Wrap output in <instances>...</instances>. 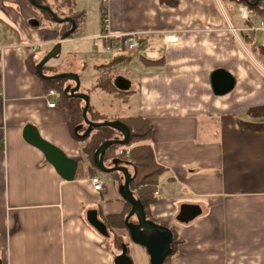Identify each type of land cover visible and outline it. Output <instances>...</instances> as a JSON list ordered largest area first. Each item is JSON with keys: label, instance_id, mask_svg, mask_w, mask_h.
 I'll use <instances>...</instances> for the list:
<instances>
[{"label": "crops", "instance_id": "obj_1", "mask_svg": "<svg viewBox=\"0 0 264 264\" xmlns=\"http://www.w3.org/2000/svg\"><path fill=\"white\" fill-rule=\"evenodd\" d=\"M68 2L77 26L60 40V23H40L25 0H0L1 264H114L121 251L115 236L133 264H149L126 228L106 226L103 235L89 222L91 211L104 223L126 205L120 177L98 168L90 173L84 142L72 135L59 95H49L27 66L28 56L41 59L57 42L61 49L66 44L63 57L45 65L79 78L91 67L92 88L80 80V91L94 111L110 120L140 116L152 125L149 145L165 170L150 213L180 239L170 263L264 264V134L237 123L250 108L264 106V72L228 29L223 6L215 0H108L112 31L142 33L136 50L113 56L92 46L100 31V0H65L55 12L69 16ZM85 44L91 55L81 58ZM112 61L115 91L108 92L97 86V66ZM219 68L235 84L215 95L210 75ZM26 126L77 161L72 179L62 178L26 141ZM92 174L102 190L92 189ZM129 214L128 221H135Z\"/></svg>", "mask_w": 264, "mask_h": 264}, {"label": "trees", "instance_id": "obj_2", "mask_svg": "<svg viewBox=\"0 0 264 264\" xmlns=\"http://www.w3.org/2000/svg\"><path fill=\"white\" fill-rule=\"evenodd\" d=\"M31 7H33L38 12L39 22L41 23L42 19L48 22L56 23L51 15L40 6H34L31 4L30 0H25ZM65 0H36L39 5H47L50 9L53 10V13L58 17H64L55 12V7L60 6V4H65ZM67 1V0H66ZM239 3L246 4L256 11L259 9V3L261 0H235ZM163 2V0H162ZM69 17H71L76 26H77V17L75 12L73 13L72 4L68 2ZM62 30L60 35L70 28L69 22L60 23ZM75 26V29H76ZM74 29V30H75ZM70 36V35H69ZM68 36V37H69ZM253 50L264 58V44L254 45ZM116 58L115 60H120ZM40 59L33 58L28 56L26 63L28 68L32 72H36V64ZM114 60V61H115ZM112 61L109 65L110 66ZM152 61V60H150ZM104 66V65H100ZM97 66V67H100ZM101 68V67H100ZM98 68V69H100ZM42 71L46 75L55 74L57 70L52 66L44 65ZM44 82L45 89L52 90L59 95V104L65 107L68 111V126L69 129L77 141L84 142L83 153L89 162V171L94 173L97 169L96 163L94 161V153L99 145L109 139L120 140L123 138V133L120 129L111 126H100L96 128H91L88 130V126L84 123L82 117V108L83 101L75 96L69 94V91L66 90V87L71 86L70 83L73 81L67 78H42ZM97 86L106 90L108 92H114L113 85L110 81V78L106 77L105 74L99 76ZM72 87V86H71ZM79 92H81L79 90ZM252 118H264V106L252 107L249 109V113ZM87 117L94 122H102L105 120H110L94 111L89 105L87 109ZM124 123L129 129V138L126 144L122 145L119 143H113L108 145L103 152V162L112 167L114 165H123L128 168L131 173L132 179L129 183V189L133 197L138 201L140 206L143 208L145 216L148 220H153L150 213V206L156 200V188L158 185V178L164 172V167L158 164L155 160L152 147L149 145L151 140L152 125L140 116H132L125 119H116ZM238 126L246 131L264 134V119L263 120H242L238 119ZM128 151H126V149ZM121 152H120V151ZM112 174L115 178L120 177L119 184L123 183L124 177L119 171H112ZM93 175V174H92ZM126 210L120 214L106 215L104 217V224L107 227H120L126 228V218L128 212L131 209V204L125 200ZM155 222V221H154ZM180 239L175 233H173V241L171 244L172 252L165 258L163 264H171L170 257L175 251L176 245L179 243ZM123 244L119 236L114 237V246L121 250V245Z\"/></svg>", "mask_w": 264, "mask_h": 264}, {"label": "water", "instance_id": "obj_3", "mask_svg": "<svg viewBox=\"0 0 264 264\" xmlns=\"http://www.w3.org/2000/svg\"><path fill=\"white\" fill-rule=\"evenodd\" d=\"M245 1V0H243ZM34 6H40L46 10L53 20L58 23L69 22L70 28L63 32L60 36V40L67 38L75 29V22L69 16L58 17L52 9L47 5H39L36 0H30ZM60 49V43L57 42L53 48L44 54L36 64V73L41 78H67L74 82V85L66 87L69 94L80 98L83 101L82 117L84 123L88 126V130L100 126H111L120 129L123 133V138L120 140H105L94 153V161L96 166L102 172L119 171L122 173L124 180L119 184V190L122 193L124 200L131 204L130 214L134 215L135 221H128L126 218V226L130 239L145 248L149 256V264H163L165 258L172 252L171 244L173 241V232L167 226L148 220L145 216L143 208L138 201L133 197L129 183L132 179L131 173L127 167L123 165H114L112 167L105 165L103 162L104 149L113 143L126 144L129 138L128 127L119 120H105L102 122L91 121L87 117V109L89 106V97L85 93L79 92L80 79L74 72H61L52 75H46L43 73V66L53 57H55ZM210 83L215 95H222L231 91L235 84L233 75L224 69H215L211 72ZM24 138L28 143L38 148L44 155L45 159L54 166L60 176L66 180L72 179L75 174L77 161L65 155V153L55 145L41 138L36 129L31 126H26L24 129ZM89 222L103 235H107L106 225L100 220L96 219L95 211H91L88 214ZM1 264V260H0ZM114 264H133L132 259L128 255V249L123 243L121 245V251L114 257Z\"/></svg>", "mask_w": 264, "mask_h": 264}, {"label": "built area", "instance_id": "obj_4", "mask_svg": "<svg viewBox=\"0 0 264 264\" xmlns=\"http://www.w3.org/2000/svg\"><path fill=\"white\" fill-rule=\"evenodd\" d=\"M258 6L259 9L256 11L246 4L239 3V16L245 22V25L235 27L231 22H228V29L239 41L240 36L243 35V40L252 44L255 35L264 32V0H261ZM141 34L140 31H112L108 22V0H100V31L92 38V46L94 48L101 47L106 53L113 56H127L139 47ZM53 94L54 91H49V95ZM55 104L54 101L48 102L49 107H54ZM89 182L95 191L103 189L104 184L98 176H90Z\"/></svg>", "mask_w": 264, "mask_h": 264}, {"label": "rangeland", "instance_id": "obj_5", "mask_svg": "<svg viewBox=\"0 0 264 264\" xmlns=\"http://www.w3.org/2000/svg\"><path fill=\"white\" fill-rule=\"evenodd\" d=\"M215 2H217V4L219 3L220 6L221 5L223 6L224 11H225V13H226L229 21L235 27H241V26H244L245 25V22L243 20H241L240 19V16H239V11H238L239 2H237L235 0H215ZM240 39H241L240 42H239V40H237V42L242 47L243 53L249 59H251L252 56H253L262 65V67L264 68V58H262L261 56H259V54L253 50V44L257 46V45H262L264 43V32L263 33H257L255 35V37H254V40H253V43L252 44L245 43V41L243 40V35L240 36ZM85 46L86 47L83 48L82 57L81 58H88L89 55H91V51L89 49V45L88 44H85ZM64 47H66V44H64V46H62V49L60 47V49H61L60 54H58V56L53 57L50 60L57 61L58 59L62 58L63 55H64V52H65V48ZM247 53H249V54H247ZM112 65H114V63H112ZM58 66L59 65H55V66H52V67H54L55 70H58L59 69ZM100 67H97V68H100L101 69L102 75L105 74L107 78L112 76V73H111L112 68H110L109 66H105V65L104 66H100ZM60 70H62V67L60 68ZM94 74H95V71L91 67L86 68L85 71L83 72V74H81L80 75V78H79L81 80L82 86H86L89 89L92 88L91 87V80H93V77L92 76ZM241 118H242V120H249V119L254 120L250 115H244Z\"/></svg>", "mask_w": 264, "mask_h": 264}]
</instances>
